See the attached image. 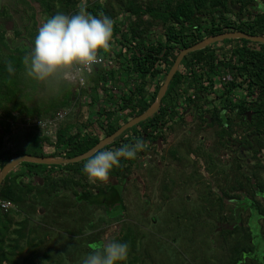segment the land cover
Wrapping results in <instances>:
<instances>
[{
  "label": "trees",
  "instance_id": "trees-1",
  "mask_svg": "<svg viewBox=\"0 0 264 264\" xmlns=\"http://www.w3.org/2000/svg\"><path fill=\"white\" fill-rule=\"evenodd\" d=\"M36 1L40 3L46 20L57 13L72 15L81 7L97 17L108 16L113 19L118 9L135 16L127 28L124 23L121 26L114 22L113 37L120 46L119 52L115 54L125 59L124 71L134 75L138 85L136 91L118 95V100L113 93H107L106 100L114 105L100 107V116L93 123L87 121L80 124L75 133H70L66 126L59 128L57 140L52 144L56 149L53 152L44 150L46 137L31 132L27 148L5 156L3 139L11 131V121L16 118L15 111L26 117H51L67 105L75 93L72 90L74 85L70 82L54 87L27 76L24 58L31 52L39 27L35 11L28 14L31 20L21 32L27 35V45L9 49L4 43L5 36L0 25V170L17 155L74 157L92 148L123 124L118 111L128 110L124 114V120L127 121L143 113L155 101L180 49L208 36L230 31L239 30L264 36V0H118V9L110 1L102 3L90 0L85 5H80V0ZM23 4L34 9L26 0ZM154 23L161 24L163 36H147L149 27ZM9 63L14 69L12 73L7 70ZM162 70L164 78L156 85L151 97L146 99L144 87L148 76L156 77ZM229 73L232 75L231 80L220 79V83L217 82L216 77ZM109 77L117 81L114 70L105 71L101 64L95 65L92 78L96 83L106 81ZM97 86L93 87V103L98 96ZM188 108L206 114L202 121L206 122L205 125L216 127V133L222 139L231 136L236 127L235 119L227 112L235 113L246 123L244 127L247 130L241 131L237 138L240 144L252 148L257 158L252 174L245 175V180H242L238 173L232 186L221 188L220 192L209 190L204 200L209 212L213 211V215L221 221L222 235L229 243L227 264H247L248 261L251 264H264V261L256 262V258L244 256V253L253 251L251 213L245 216L248 209L256 207L262 216L259 218H264V204L257 197L260 194L264 197V182L260 180L255 183L264 168L257 155L260 150H264V43L246 38H226L185 55L159 109L98 150H115L125 144L131 145L137 139L143 140L147 146L137 153L135 159H121L119 166L109 173V180L90 185L82 171L88 158L65 164L26 161L12 169L0 185V198L14 204L8 211L0 212V264H69L62 256L54 257L50 250L39 253L45 237L31 235L33 229L29 230L28 218L15 220L14 215L20 213L18 208L31 202L34 204L39 199L48 204L61 191L70 189L75 194L76 207L80 208L79 221L86 218V206L103 207L108 216L115 217L125 210L123 188L134 165L138 163L140 152H149L151 147L155 150L157 139L165 140L174 122L181 117V112ZM91 124L101 128L103 134L93 135L90 130L81 129L84 126L89 128ZM31 146L32 150L29 149ZM174 154L177 155L176 152ZM241 167L242 164L237 165L239 170ZM57 169L62 173L55 174ZM37 176L43 185L34 183ZM231 190L236 192H229ZM244 197L243 202L241 200ZM246 201L251 202L249 208L246 207ZM140 238L137 227L127 224L120 237L108 241L117 240L129 244L127 260L120 264H146L144 255L138 253ZM108 242L98 240L89 243V246L96 250ZM81 244L82 241H79Z\"/></svg>",
  "mask_w": 264,
  "mask_h": 264
},
{
  "label": "rangeland",
  "instance_id": "rangeland-1",
  "mask_svg": "<svg viewBox=\"0 0 264 264\" xmlns=\"http://www.w3.org/2000/svg\"><path fill=\"white\" fill-rule=\"evenodd\" d=\"M26 1L34 9L24 5V0H0V25L5 36L4 43L9 49L27 45V35L21 32L31 20L28 14L35 11L39 26L46 21L40 3L36 0ZM88 1L90 0H80L79 4L85 5ZM99 1L113 2L117 9L120 8L118 0ZM134 18L135 16L118 9L113 21L121 26L124 23L127 28ZM162 31L161 24L154 23L149 27L147 36L161 37ZM119 50L120 46L113 37L110 47L98 53V58L102 59L98 64L105 71L114 70L117 81L109 77L106 81L96 83L92 78L94 66L83 85L75 75L69 76L68 81L74 85L72 90L75 96L53 116L26 117L15 111L16 118L11 121V131L3 139L5 156L27 148L31 132H38L46 137L44 150L53 152L56 149L52 144L57 140L59 128L66 126L70 133H75L80 124L87 121L93 123L100 116V107L114 105L106 100L108 94L113 93L118 100L117 96L123 92L136 91L138 80L134 75L125 73V59L115 54ZM163 76V70L156 77L148 76L144 87L146 99L155 92L156 85L162 81ZM220 79L228 81L232 79V75L229 73L216 77L218 83ZM96 84L98 96L93 103V87ZM127 111L117 112L123 124L128 121L124 120ZM181 113L172 130L167 133V138L163 141L157 139L158 149L151 147L149 152H140L138 163L134 165L123 188L125 210L115 217L108 216L103 207L86 206V218L79 221L80 208L76 207L75 194L70 189L61 191L48 204L39 199L34 204L31 202L18 208L20 213L14 215L15 220L28 218L29 230H34L31 235L45 237L39 253L50 250L54 257L62 256L69 264H82L87 255L94 251L89 243L98 240L108 242L116 236L120 237L125 226L133 224L141 234L138 253L144 255L146 264H227L229 243L222 235L221 221L213 215V211L209 212L205 207V196L209 190L220 192L221 188L228 189L234 184L233 179L238 173L245 180V175L252 174L257 158L252 148L238 141L241 131L247 129L244 127L246 123L235 116V113L227 112L232 114L236 127L226 139L217 135L216 127L205 125L206 122L202 120L206 114H201L202 111L188 108ZM81 129L90 130L93 135L103 134L101 128H95L92 124L89 128L84 126ZM29 149L32 150V146ZM257 155L264 164V150H260ZM240 164L241 170L237 168ZM60 173L62 171L59 169L55 172ZM260 180L264 182V168L255 183ZM87 181L90 185L99 183L90 179ZM34 183L43 185L38 176ZM257 197L264 204L263 195ZM244 200L245 197L241 201ZM250 203L246 201L247 208ZM248 210L245 216L251 213L253 251L244 253V256L261 262L264 261V218H259L262 216L256 207ZM79 241L83 244L79 245ZM247 264L251 263L248 261Z\"/></svg>",
  "mask_w": 264,
  "mask_h": 264
},
{
  "label": "clouds",
  "instance_id": "clouds-1",
  "mask_svg": "<svg viewBox=\"0 0 264 264\" xmlns=\"http://www.w3.org/2000/svg\"><path fill=\"white\" fill-rule=\"evenodd\" d=\"M113 25L112 18L94 16L84 7L72 15L51 16L38 27L31 52L24 58L27 76L59 87L75 75L83 85L99 63L98 53L110 47ZM7 70L14 71L10 63ZM146 147L143 140L137 139L115 150L97 151L82 171L94 182L106 180L121 159L133 160ZM128 253L127 242L112 240L90 252L82 264H120L127 260Z\"/></svg>",
  "mask_w": 264,
  "mask_h": 264
},
{
  "label": "water",
  "instance_id": "water-1",
  "mask_svg": "<svg viewBox=\"0 0 264 264\" xmlns=\"http://www.w3.org/2000/svg\"><path fill=\"white\" fill-rule=\"evenodd\" d=\"M226 38H246L252 41H258L261 43H264V36L258 35V34H250L244 31H230V32H224L218 35L208 36L205 39L190 45L188 47L182 48L179 51V54L177 55L173 65L171 66L170 70L168 71L166 78L161 85L157 97L155 101L141 114L131 118L124 124H122L115 132L112 134L104 137L101 139L96 145H94L92 148L87 150L84 153H81L79 155H76L74 157H62V156H38V155H32V154H23V155H17L10 159L0 170V185L3 182L6 175L14 169L18 164L21 162H37V163H44V164H65V163H73L78 162L84 159L89 158L92 156L96 151L100 150L104 146L108 145L109 143L113 142L117 137H119L125 130L131 128L132 126L136 125L137 123L147 119L148 117L152 116L160 107L161 101L163 96L165 95L169 84L176 73V71L179 69L180 64L185 57L186 54H188L191 51L201 49L213 42L222 41Z\"/></svg>",
  "mask_w": 264,
  "mask_h": 264
},
{
  "label": "built area",
  "instance_id": "built-area-1",
  "mask_svg": "<svg viewBox=\"0 0 264 264\" xmlns=\"http://www.w3.org/2000/svg\"><path fill=\"white\" fill-rule=\"evenodd\" d=\"M102 62V59L99 58V63ZM14 206L13 202L10 200H5L0 198V212H5L11 209Z\"/></svg>",
  "mask_w": 264,
  "mask_h": 264
},
{
  "label": "crops",
  "instance_id": "crops-1",
  "mask_svg": "<svg viewBox=\"0 0 264 264\" xmlns=\"http://www.w3.org/2000/svg\"><path fill=\"white\" fill-rule=\"evenodd\" d=\"M261 7V6H260Z\"/></svg>",
  "mask_w": 264,
  "mask_h": 264
}]
</instances>
